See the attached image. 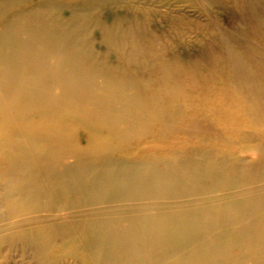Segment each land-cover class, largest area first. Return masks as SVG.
<instances>
[{
	"label": "bare ground",
	"instance_id": "6f19581e",
	"mask_svg": "<svg viewBox=\"0 0 264 264\" xmlns=\"http://www.w3.org/2000/svg\"><path fill=\"white\" fill-rule=\"evenodd\" d=\"M10 262L264 264V0H0Z\"/></svg>",
	"mask_w": 264,
	"mask_h": 264
},
{
	"label": "rangeland",
	"instance_id": "374dc122",
	"mask_svg": "<svg viewBox=\"0 0 264 264\" xmlns=\"http://www.w3.org/2000/svg\"><path fill=\"white\" fill-rule=\"evenodd\" d=\"M218 12H220V11H218ZM99 55L101 56V58H103V57H104V56L102 57V55H103V54H102V55H101V54H99ZM14 257H15V256H14ZM19 259H20L19 257H18V258H17V257H15V260H19ZM10 264H12V262H10Z\"/></svg>",
	"mask_w": 264,
	"mask_h": 264
}]
</instances>
